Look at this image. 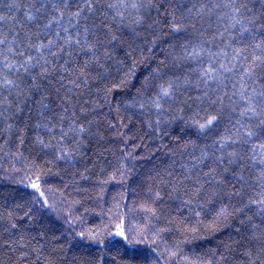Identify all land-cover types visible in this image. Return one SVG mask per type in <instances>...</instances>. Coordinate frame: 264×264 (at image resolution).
<instances>
[{
	"label": "snow or ice",
	"instance_id": "obj_1",
	"mask_svg": "<svg viewBox=\"0 0 264 264\" xmlns=\"http://www.w3.org/2000/svg\"><path fill=\"white\" fill-rule=\"evenodd\" d=\"M0 264H264V0H0Z\"/></svg>",
	"mask_w": 264,
	"mask_h": 264
}]
</instances>
